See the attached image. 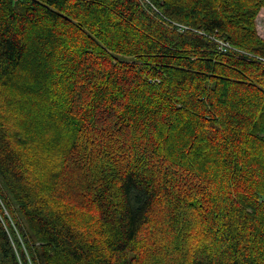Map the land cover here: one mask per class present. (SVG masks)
Masks as SVG:
<instances>
[{"label":"trees","instance_id":"obj_1","mask_svg":"<svg viewBox=\"0 0 264 264\" xmlns=\"http://www.w3.org/2000/svg\"><path fill=\"white\" fill-rule=\"evenodd\" d=\"M151 2L0 0V264H264V0Z\"/></svg>","mask_w":264,"mask_h":264},{"label":"built area","instance_id":"obj_2","mask_svg":"<svg viewBox=\"0 0 264 264\" xmlns=\"http://www.w3.org/2000/svg\"><path fill=\"white\" fill-rule=\"evenodd\" d=\"M140 1L145 7H147L148 9H151L153 11V13L157 16H159L161 19H163L165 22L169 23L170 25H172L173 27H175L177 30L179 31H184L186 29H189L188 26L175 22L171 19H167L165 15H163V13L159 10V8L157 6H155V4L153 2H151V0H138ZM216 40V39H215ZM217 42H219L220 44V48L225 51L228 48H231L230 45L228 43L222 42L220 40H216ZM245 53V52H243ZM248 56L256 58L262 62H264V58L263 57H259L250 53H246Z\"/></svg>","mask_w":264,"mask_h":264},{"label":"rangeland","instance_id":"obj_3","mask_svg":"<svg viewBox=\"0 0 264 264\" xmlns=\"http://www.w3.org/2000/svg\"><path fill=\"white\" fill-rule=\"evenodd\" d=\"M255 28H256V31H257V33H258V35L261 37V38H263L264 39V9H261L259 12H258V14H257V16H256V18H255ZM217 40V39H216ZM215 40V41H216ZM220 41H222V40H220ZM217 42V41H216ZM222 42H225V41H222ZM225 43H228V42H225ZM229 44V43H228ZM217 45H218V48H219V50L220 51H222V52H226L227 50H235V51H238L237 49H235V48H233V46H231L230 44V47L231 48H228L227 50H225V51H223L221 48H220V44H219V42H217ZM16 232H17V229H16ZM147 233H149V231L147 232ZM150 234V233H149ZM145 240L146 241H149V240H151L150 238H149V236H145Z\"/></svg>","mask_w":264,"mask_h":264}]
</instances>
